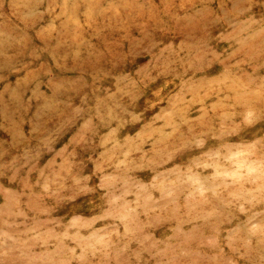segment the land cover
<instances>
[{
    "label": "rangeland",
    "instance_id": "1",
    "mask_svg": "<svg viewBox=\"0 0 264 264\" xmlns=\"http://www.w3.org/2000/svg\"><path fill=\"white\" fill-rule=\"evenodd\" d=\"M0 264H264V0H0Z\"/></svg>",
    "mask_w": 264,
    "mask_h": 264
}]
</instances>
